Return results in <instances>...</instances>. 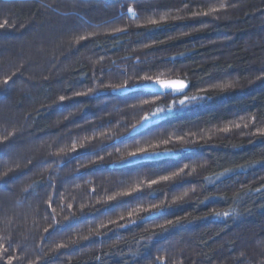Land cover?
<instances>
[{
	"label": "trees",
	"instance_id": "obj_1",
	"mask_svg": "<svg viewBox=\"0 0 264 264\" xmlns=\"http://www.w3.org/2000/svg\"><path fill=\"white\" fill-rule=\"evenodd\" d=\"M261 74L264 0H0V264H264Z\"/></svg>",
	"mask_w": 264,
	"mask_h": 264
},
{
	"label": "snow or ice",
	"instance_id": "obj_2",
	"mask_svg": "<svg viewBox=\"0 0 264 264\" xmlns=\"http://www.w3.org/2000/svg\"><path fill=\"white\" fill-rule=\"evenodd\" d=\"M221 7H224V5L222 4ZM211 11L215 12V11H218V9L213 8V9H211ZM201 14L208 15L209 13H207V12H205V13L196 12V13H193V16L195 17V16H199ZM164 19H165L164 17H161V20H164ZM160 22L161 21H159V20L151 19V20L148 21V24L157 25ZM262 77H264V74L258 75L256 77V79H260ZM144 79L148 80V79H151V78L146 76ZM153 82L158 84L161 89H171V90L176 91V92H183L185 90V88L187 87L185 81L184 80H179V79L178 80H162V79L157 78ZM229 87H230V85H229ZM88 92H91V89H88ZM86 94L87 93H85V92H77L74 95L81 96V95H86ZM204 98H207V97H205V96H201L200 97V99H204ZM59 99L61 101H63L65 99V97L61 96V97H59ZM196 99H197L196 96L189 97L187 95V96H184L183 99L179 100V104L183 105L188 100H196ZM167 109L169 111H171L173 108L169 107ZM164 110L165 109H163V108H158L155 112L152 113V115H156V114H158L160 112H163ZM148 118H149L148 116L145 117V119H148ZM224 131H227V129H224ZM262 131H264V130H262ZM85 139L87 140V139H92V138L91 137H85ZM177 139L178 140H183L184 138L183 137H177ZM163 143L164 144H168L169 140H164ZM80 147H83V142H81ZM156 147H157V145L149 144V145L137 148L135 150V152H128L127 155L128 156H132V155L138 154V153L139 154L151 153V154H155V155H160V154L168 153V150H165L164 152L154 151V149ZM77 150H78V148H77V144L76 143H73L72 146H71V149H68V151H77ZM60 151L63 152V151H65V149H61ZM189 167H190L189 164H185L182 167L176 169L175 171H172V172L164 174V175H159L158 178L148 179L147 181H140L139 183L133 185L127 191L118 192V193H115L114 195H109L107 197V201L115 200L118 197L130 196V195H132L134 193L143 191L145 187H147L148 189H152L155 185H157V184H159L161 182H173L177 178L182 177V176L183 177H190L196 171V169H195V167H192L191 170L189 171ZM191 191L195 192L196 189L192 188ZM188 195H189V192L188 191H184L182 193V195L173 196L171 201L167 202V203L165 201H161L160 203H151L147 207H145L143 204H139L135 208H131L130 210H128L127 213H126V216H127V218L130 219L133 216L137 215L138 213H143V212H148L149 213V212L154 211V210H159V209H162L164 207H169L172 204H176V203H178L180 201H183L184 198L187 197ZM97 203H101V201H97ZM71 207H72V205H69V208H71ZM85 207H87V206L86 205H81L80 210H83ZM217 215H219V214H217ZM119 219L121 221L124 220L125 219V214H123V213L120 214ZM115 222L116 221H113V220H109L108 221L109 224L115 223ZM179 222H180L179 219H176L175 221L173 219H169V220L166 221V223L159 224L158 227L162 231H164V230L167 229V227L174 226V224L179 223ZM132 223H135V221H132ZM101 227H107V225L106 224H101ZM84 239H87V237H84ZM72 242L75 243V241H72ZM57 247H65V245L60 244V245H57ZM6 264H8L7 260H6Z\"/></svg>",
	"mask_w": 264,
	"mask_h": 264
},
{
	"label": "water",
	"instance_id": "obj_3",
	"mask_svg": "<svg viewBox=\"0 0 264 264\" xmlns=\"http://www.w3.org/2000/svg\"><path fill=\"white\" fill-rule=\"evenodd\" d=\"M143 89H149V90H154V91H168L171 89H161L158 84L156 83H150L142 86Z\"/></svg>",
	"mask_w": 264,
	"mask_h": 264
},
{
	"label": "rangeland",
	"instance_id": "obj_4",
	"mask_svg": "<svg viewBox=\"0 0 264 264\" xmlns=\"http://www.w3.org/2000/svg\"><path fill=\"white\" fill-rule=\"evenodd\" d=\"M149 122H150V119H145L134 131L144 127L145 125L149 124ZM166 156H171V154L166 153V154H160V155H153V157L155 158L166 157Z\"/></svg>",
	"mask_w": 264,
	"mask_h": 264
}]
</instances>
